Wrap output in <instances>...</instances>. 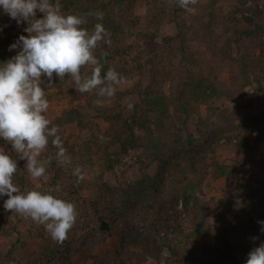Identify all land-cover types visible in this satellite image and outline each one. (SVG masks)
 Listing matches in <instances>:
<instances>
[{"label": "trees", "instance_id": "obj_1", "mask_svg": "<svg viewBox=\"0 0 264 264\" xmlns=\"http://www.w3.org/2000/svg\"><path fill=\"white\" fill-rule=\"evenodd\" d=\"M146 1L149 7L146 18L150 22L147 28L142 27L140 19L133 12L132 6L136 0H59L65 14L86 16L83 27L89 31L99 22L110 33L107 38L110 43L102 40L94 49V54L104 65V71L110 67L116 70L113 52L119 50L117 46L120 40L133 37L136 33H141L139 37L154 36L153 33L160 30L166 21L176 28V35L172 38L174 42L168 44L171 49L170 61L162 64V67L159 64V70L157 68L153 72V83L145 90L142 101L134 105L129 120L118 122L111 119L112 130L107 133L110 139L98 145L99 150L105 152V171L113 170L115 165L129 167L127 157L140 150L137 157L140 178L132 179L125 172L115 184L97 180L94 199L80 194L70 196L69 199L76 204L78 216L62 242L57 241L53 248L43 252L26 253L22 258H19L18 244L12 243L7 252L0 251V264H76L74 255L77 253L91 260V264H132L148 258L157 264H196L193 246L196 239H200L204 254L216 258L218 264H245L251 251L252 235L264 241V232L259 223L264 221V193L257 201L258 194L252 186L253 181L264 186V175L246 169L242 160L230 165L212 162L216 153L213 145L237 125L230 117L224 116L229 129L219 127L211 131L213 125L208 124L200 113L202 106H205L207 112L213 115L218 110L213 104L215 97L245 93L246 86L253 83L264 94V60L253 65L255 60L251 57L254 50L264 54V7L260 6L259 0H255L257 3L251 7L255 18H245L249 24L256 26L253 30L244 28L234 34L233 29L228 35L229 41L231 39L237 43L248 36L252 38L253 45L246 55L231 58L232 63L227 66L218 54L224 52L222 46L213 43L209 53L201 56L197 47L191 44L190 27L183 21L182 9L165 8V3L159 0ZM248 1L239 0V3L244 7ZM96 13H102L103 19ZM42 15L37 12V18ZM2 20L0 26H7L0 32V62L15 55L16 52L10 50L9 45L19 35H27L26 32H15L18 24L8 15L3 16ZM20 25L26 26V23ZM158 57L157 54L151 63H155ZM183 61L193 68L204 70L197 74L189 67L184 69L181 65ZM227 71L230 84L219 77ZM166 82H170L172 91L169 99L165 98L162 89ZM77 94H86L91 100L94 98L93 101L98 98L95 90L82 93L77 89ZM253 97V93H248V105H252ZM105 98L109 97H100L102 101ZM95 105L99 107L101 104ZM176 113H196L200 118L198 135L189 134L183 138L175 120ZM80 117L79 110H68L63 113L58 125H68ZM247 119L242 129L245 135L243 143L246 145V138L250 134L260 138L264 136V112ZM48 145L55 146L51 138ZM154 161L158 162V169L152 175L149 168ZM259 168H263L264 172L263 165ZM209 175L215 179L224 178L230 185V189L224 191L223 198L215 201V224L210 221L208 206L201 202L199 196ZM178 205L195 221L193 231L184 229L180 214L176 212ZM13 228L14 224L11 226L7 219H1L0 235L10 238ZM35 230L41 236L47 232L45 226L38 222ZM113 237L120 240L118 249L106 255L94 253L95 249L106 245ZM131 247L139 248L143 253L132 251ZM165 250L169 252L167 256L164 255Z\"/></svg>", "mask_w": 264, "mask_h": 264}, {"label": "rangeland", "instance_id": "obj_2", "mask_svg": "<svg viewBox=\"0 0 264 264\" xmlns=\"http://www.w3.org/2000/svg\"><path fill=\"white\" fill-rule=\"evenodd\" d=\"M159 1L163 4L165 3V8L171 9L176 7L183 10L181 12L183 21L187 27H190L189 36L191 44L197 47L201 56L208 54L214 43L222 46L223 50H226L218 52V54L223 58L224 64L228 66L232 63L231 58H240L251 50V45H253L252 38L245 36L240 43H237L231 39L229 41L228 35L231 34L233 29L235 34V31L237 32L244 28L253 30L256 27L245 20V18H255L251 10V7L257 3L255 0L248 1L244 7H241L239 0H197L194 5H189L195 8V12L185 10L180 6L179 0ZM59 3L62 4V2ZM258 3L262 8L264 7V0H259ZM148 8L146 0H136L132 6L135 16L140 19L142 27L145 28L150 27V22L146 18ZM3 16L7 15L0 10V23L4 21L2 20ZM24 27L25 25H18L15 28V32L25 33L23 32ZM141 29L143 30V28ZM140 34L136 33L133 37L120 40L121 46L120 44L117 46L119 50L117 52L114 50V63L117 65L116 70L125 77V80L116 85L115 97L105 98L99 107H96L94 104V98L91 100L86 94L75 95L77 87L70 74H65L63 77H58L55 73L53 74V83L47 89L50 101L47 116L52 124L58 125V121L62 118L63 113L68 110L76 109L81 113V117L78 120L68 125H58V134L63 140V146L67 149L72 163L66 165L58 160L56 157V146L51 147L48 145L41 154V159L49 160V163L46 165L45 179L43 177H31L26 167V161L18 159V169L13 179L21 191H29L33 188L49 191L59 184L60 191L54 192V194L63 199L70 200L69 197L74 194L94 199L96 196L94 185L97 180L103 179L109 181L111 184H115L117 179H122V175L125 172L129 173L132 179L140 178L137 158L141 153L140 150H135L127 157L129 167L115 165L113 170L105 171V152L104 150L103 152L100 151L98 148V145L102 141L110 139V136L107 134L108 131L112 130L110 120L115 119L118 122H123L124 119L129 120L134 105L142 101L145 90L152 85L153 72L157 68L159 70V64L162 67V64L168 63L171 59V49L168 44L174 42L172 38L176 35V28L171 26L168 21L160 27V30L153 33L154 36L149 34L147 37H139ZM13 51L17 52L18 49ZM157 54L159 55L157 61L151 63V60ZM251 54V57L255 60L253 65L264 60V54L260 50H254ZM160 61L162 63H159ZM181 65L184 66V69L189 67L197 74L204 70L199 67L193 68L186 61H183ZM90 71H92L91 65H85L81 68L83 76H87ZM219 77L222 81L228 84L231 83L228 71L222 73ZM44 79L47 83V78L44 77ZM169 83L166 82L162 87L166 99H169L170 95H172ZM257 87L258 85L253 83L246 86L245 93L237 92L230 97H215L213 104L218 109L216 113L210 115L205 106H202L200 113L208 124L213 125V130L211 131L219 127H228L229 129V124H227L224 116L230 117L237 125L235 129L227 132V135L222 136L213 145L216 153L213 156L212 162L219 161L230 165L236 160H242L246 165V169L264 175L263 168H259L261 165L264 167V136L260 138L256 134H250L246 138V145L243 143L245 135L242 132L243 126L245 127V122L249 116L257 117L264 112V94ZM248 93H253L254 95L252 105H248ZM199 119L196 113L190 115L184 113L175 114V120L183 138L188 137L189 134L198 135L197 125ZM0 146L6 150L11 149V145L3 139H0ZM13 155L16 154L13 153ZM77 166L82 168L83 179H78L77 175L73 173V169ZM157 169L158 162L154 161L149 168L150 174H155ZM252 186L258 194L257 201H259L261 194L264 193V186L262 183L256 181H253ZM226 189L229 190L230 185L227 184L224 178L215 179L212 175H209L199 191L201 202L208 206L209 219L213 224L216 223L214 214L216 208L215 201L223 198ZM5 199H7V196L0 198V221L5 218L8 220L9 225L12 226L14 224V228L10 238L0 235L1 252H7L12 243H17L19 258H22L26 253L43 252L56 245L57 240L52 239L48 231L45 236H41L35 230L36 221L13 210H5L3 207ZM242 200L244 199L242 198ZM176 212L180 214V221L184 229L187 232L193 231L196 225L193 218L184 212L181 205L176 207ZM254 237H258V239H253ZM260 242L261 237L252 235L250 242L251 250L258 246ZM193 246L197 258L196 264H218L216 258L204 254L200 239L194 240ZM119 247V238L113 237L108 240L106 245L95 249L94 253L106 255ZM130 249L142 252L139 248L131 247ZM168 254V250H165L164 255L167 256ZM74 259L76 264H91V260L85 258L80 253L75 254ZM132 264L157 263L148 258L143 262H134ZM161 264H164V262Z\"/></svg>", "mask_w": 264, "mask_h": 264}, {"label": "clouds", "instance_id": "obj_3", "mask_svg": "<svg viewBox=\"0 0 264 264\" xmlns=\"http://www.w3.org/2000/svg\"><path fill=\"white\" fill-rule=\"evenodd\" d=\"M196 2L179 0L180 6L189 12H195L189 5ZM0 10L18 25L26 23L23 32L27 33L9 45L10 50L18 49L16 54L0 62V139L11 145L10 150L0 146V198L7 196L3 202L5 210L43 224L52 239L62 242L76 222V204L54 194L60 191L59 184L49 191H21L13 179L18 159L26 161L31 177L46 179L49 160L41 159V154L51 138L57 159L66 165L72 163L58 134L59 126L52 125L47 116V89L53 83L54 73L58 77L70 74L82 93L95 90L97 105L103 103L100 97H113L116 85L125 77L111 67L104 71L100 58L94 54L98 42L110 43V33L102 23H96L89 31L83 27L86 16L65 14L59 0H0ZM37 12L43 15L37 18ZM96 15L103 19L102 13ZM6 26H0V32ZM85 65L92 66L90 75H82ZM73 173L83 179L80 166ZM259 223L264 232V221ZM245 264H264V241L248 253Z\"/></svg>", "mask_w": 264, "mask_h": 264}]
</instances>
